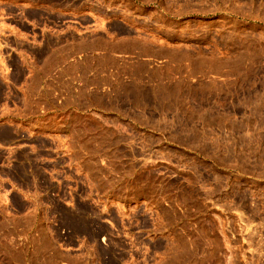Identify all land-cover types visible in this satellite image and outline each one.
I'll list each match as a JSON object with an SVG mask.
<instances>
[{"label":"rangeland","instance_id":"rangeland-1","mask_svg":"<svg viewBox=\"0 0 264 264\" xmlns=\"http://www.w3.org/2000/svg\"><path fill=\"white\" fill-rule=\"evenodd\" d=\"M0 264H264V0H0Z\"/></svg>","mask_w":264,"mask_h":264}]
</instances>
